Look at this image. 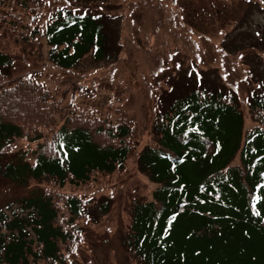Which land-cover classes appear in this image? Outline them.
<instances>
[{
	"label": "trees",
	"instance_id": "obj_1",
	"mask_svg": "<svg viewBox=\"0 0 264 264\" xmlns=\"http://www.w3.org/2000/svg\"><path fill=\"white\" fill-rule=\"evenodd\" d=\"M43 13L40 0H0V184L28 191L0 199V264H67L81 220L111 206L77 192L124 173L143 134L125 107L80 109L29 75H10L43 43L65 69L117 52L106 23L115 16L61 8L43 26ZM245 103L234 90L199 87L156 113L136 157L156 186L133 203L124 236L142 264H264V89ZM21 139L33 146L15 150Z\"/></svg>",
	"mask_w": 264,
	"mask_h": 264
},
{
	"label": "rangeland",
	"instance_id": "obj_2",
	"mask_svg": "<svg viewBox=\"0 0 264 264\" xmlns=\"http://www.w3.org/2000/svg\"><path fill=\"white\" fill-rule=\"evenodd\" d=\"M40 2L45 8L43 26L61 8L115 16L106 23L117 52L112 60L101 61L90 53L76 68L65 69L47 60L49 46L43 43L41 54L17 60L10 75H29L55 97L62 94L65 104L75 101L80 109L125 107L143 131L124 173L104 177L94 189L77 192L92 199V207L103 196L111 199V206L106 213H98L97 220H81L84 233L67 264H142L125 247L124 236L131 230L133 203L152 199L156 186L136 163L140 149L150 141L154 117L174 99L199 87L234 90L243 104L251 92L264 89V0ZM32 5L36 9L37 4ZM252 125L249 118L246 127ZM32 146L21 139L15 150ZM26 193L12 184H0L2 202Z\"/></svg>",
	"mask_w": 264,
	"mask_h": 264
}]
</instances>
